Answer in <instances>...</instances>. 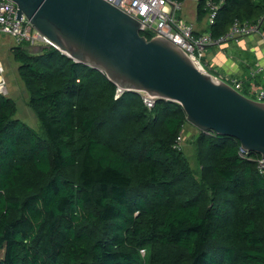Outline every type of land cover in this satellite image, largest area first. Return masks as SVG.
Returning a JSON list of instances; mask_svg holds the SVG:
<instances>
[{"label":"trees","instance_id":"obj_1","mask_svg":"<svg viewBox=\"0 0 264 264\" xmlns=\"http://www.w3.org/2000/svg\"><path fill=\"white\" fill-rule=\"evenodd\" d=\"M212 6L216 41L236 22L264 30V0H199L198 23ZM11 53L41 130L0 94V264H264L260 155L197 129L194 170L175 147L190 124L180 104L117 97L55 48Z\"/></svg>","mask_w":264,"mask_h":264},{"label":"water","instance_id":"obj_2","mask_svg":"<svg viewBox=\"0 0 264 264\" xmlns=\"http://www.w3.org/2000/svg\"><path fill=\"white\" fill-rule=\"evenodd\" d=\"M12 1L17 20L25 16L62 54L105 73L123 93L178 103L194 127L236 138L264 161V103L200 70L170 40L148 39L138 20L105 0Z\"/></svg>","mask_w":264,"mask_h":264},{"label":"built area","instance_id":"obj_3","mask_svg":"<svg viewBox=\"0 0 264 264\" xmlns=\"http://www.w3.org/2000/svg\"><path fill=\"white\" fill-rule=\"evenodd\" d=\"M111 5L122 10L134 19L138 20L142 25V33L148 32L153 37H163L176 44L182 49L194 64L203 72H209L210 69L203 63L207 48L215 44H219L227 39H235L240 37L258 35L264 42V30L261 24L251 25L249 23L241 24L236 22L230 33L221 40L212 39L210 33L196 35L194 24L180 18L178 14L183 11L184 3L174 2L172 0H105ZM18 6L12 0H0V49L5 44V40L11 41L12 47L27 46L31 50L34 47L55 48L54 44L40 31L34 28L31 22L22 16V21L17 20ZM216 16V7L212 6V13L208 17L209 25L214 23ZM10 48V49H11ZM4 68L0 64V72L3 73ZM257 73V71H256ZM215 80H223L231 85L235 90L242 93V82L231 78H221L214 76ZM5 85V81L0 82V88ZM123 94L122 90H118L117 97ZM243 94V93H242ZM248 98L264 103V89H252ZM144 104L148 109H153L156 98L147 94H142ZM176 148L183 149V135L178 137ZM248 152L241 148L240 155L244 158L248 157ZM260 167L264 169V161H259Z\"/></svg>","mask_w":264,"mask_h":264},{"label":"crops","instance_id":"obj_4","mask_svg":"<svg viewBox=\"0 0 264 264\" xmlns=\"http://www.w3.org/2000/svg\"><path fill=\"white\" fill-rule=\"evenodd\" d=\"M194 26L199 33H209V25H204L202 31L196 24ZM206 54V65L215 73L214 76L241 81L245 92L264 89V43L260 36H244L237 41L227 39L208 47Z\"/></svg>","mask_w":264,"mask_h":264},{"label":"rangeland","instance_id":"obj_5","mask_svg":"<svg viewBox=\"0 0 264 264\" xmlns=\"http://www.w3.org/2000/svg\"><path fill=\"white\" fill-rule=\"evenodd\" d=\"M199 0H188L187 3L184 4L183 11L178 14L180 18H183L187 22H191L196 24L198 28L202 31L204 29V25H209L207 19L201 24L197 23L196 20V10L197 4ZM261 38V37H260ZM262 40V39H261ZM263 41V40H262ZM5 44L2 45L0 49V64H2L4 71L0 72V82L5 81V85L0 88V94L12 98L15 100L18 108L17 118L21 121L28 124L30 127L35 129L36 131L41 130V126L39 120L32 109L28 106V93L25 89V85L22 82L19 74L18 67L19 65L15 62L14 57L11 53V41L6 39ZM264 43V42H263ZM32 51V50H31ZM207 54L203 58V63L206 65ZM210 73L215 74L212 70ZM242 93L253 97L251 92H245L242 90ZM198 130L192 124H188L186 126V130L183 132V150L185 154L188 156L190 164L197 170V162L195 159V149L192 145V141ZM2 257V252L0 251V258Z\"/></svg>","mask_w":264,"mask_h":264}]
</instances>
